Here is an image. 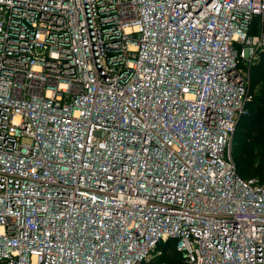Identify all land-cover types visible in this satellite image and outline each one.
I'll return each instance as SVG.
<instances>
[{
  "label": "built area",
  "instance_id": "1",
  "mask_svg": "<svg viewBox=\"0 0 264 264\" xmlns=\"http://www.w3.org/2000/svg\"><path fill=\"white\" fill-rule=\"evenodd\" d=\"M263 56L264 0H0V264H264Z\"/></svg>",
  "mask_w": 264,
  "mask_h": 264
},
{
  "label": "trees",
  "instance_id": "2",
  "mask_svg": "<svg viewBox=\"0 0 264 264\" xmlns=\"http://www.w3.org/2000/svg\"><path fill=\"white\" fill-rule=\"evenodd\" d=\"M263 63H264V60L262 62L256 63L254 68L262 72V69L260 68L262 67L261 64ZM262 73L264 74V72ZM252 89L254 88H252V85H251L250 91L252 93V98L247 103L246 105L247 110L244 114L240 116L235 128L239 127L240 124H244L245 119L250 118L249 117V111H250L249 107L251 106V103H256L257 108H258V112L256 116L258 117L259 120L256 122L253 121L252 124L250 122L249 124H247V126H249V129L251 131L250 136L253 139H257L261 143L260 146L264 147V89H263V86H261L260 89L257 88L256 91ZM235 152H237L236 160L233 156V153H232V156L235 162L237 174L240 175L241 177H256L260 182H264V151H262V155L261 157H259V159L261 160L258 161L257 163H256L257 156L255 157V155L253 156L250 153L252 152V149L248 150L249 158H245L247 151L239 150ZM256 155H260V153ZM161 245H163L166 248L165 252H163V250L157 249L158 246H161ZM167 247L171 249V251H169L171 253L167 252ZM156 250H160L161 252L155 254V256L151 260L144 261L142 264H161L162 261H166V260H167L166 261L167 264H187L181 260L180 253L174 249L170 241L158 242L156 246Z\"/></svg>",
  "mask_w": 264,
  "mask_h": 264
},
{
  "label": "rangeland",
  "instance_id": "3",
  "mask_svg": "<svg viewBox=\"0 0 264 264\" xmlns=\"http://www.w3.org/2000/svg\"><path fill=\"white\" fill-rule=\"evenodd\" d=\"M264 60V57H262L258 62H262ZM254 63L251 67V71H250V87L252 85V90L256 91L257 88H261V86H263L264 89V74L262 72H264V63L261 64V68L262 72L256 70L255 64ZM250 111H249V117L248 119H245V123L244 124H240L239 127L235 128L233 135H232V141H231V152L233 153V156L236 160V153L235 151H247L246 153V157L245 158H249L248 155V150L252 149L251 155H255L256 157V163L258 161H260L261 159H259V157H261L262 155V151H264V147L260 146L261 143L257 140V139H253L250 134L251 131L249 129V126H247V124H249L251 122V124L256 121H258V117L256 116L257 112H258V108H257V104L256 103H251V106L249 107ZM252 120V121H251ZM249 147V148H248ZM260 155H256L259 154ZM157 249L163 250V252L166 251V248L161 245L158 246ZM171 251V249L169 247H167V252ZM161 252V251H160ZM171 253V252H169ZM168 257V256H167ZM167 261V260H166ZM166 261H162L164 262V264H167ZM162 264V263H161Z\"/></svg>",
  "mask_w": 264,
  "mask_h": 264
}]
</instances>
